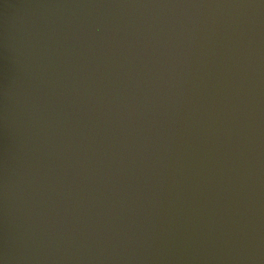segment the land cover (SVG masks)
<instances>
[{
  "label": "water",
  "instance_id": "1",
  "mask_svg": "<svg viewBox=\"0 0 264 264\" xmlns=\"http://www.w3.org/2000/svg\"><path fill=\"white\" fill-rule=\"evenodd\" d=\"M0 264H264V0H0Z\"/></svg>",
  "mask_w": 264,
  "mask_h": 264
}]
</instances>
